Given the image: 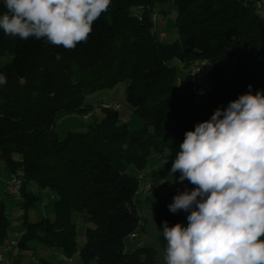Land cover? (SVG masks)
Masks as SVG:
<instances>
[{"label":"trees","instance_id":"obj_1","mask_svg":"<svg viewBox=\"0 0 264 264\" xmlns=\"http://www.w3.org/2000/svg\"><path fill=\"white\" fill-rule=\"evenodd\" d=\"M167 5L177 9L179 39L173 42L155 31L156 13ZM5 11L0 0V14ZM92 27L75 49L0 29V74L7 79L0 84V166L10 175L24 173L22 200L16 202L26 210L44 190L57 195L54 220H24L20 248L38 240L68 257L78 255L80 264H157L152 248L126 250L141 222L140 181L128 169L145 170L154 154L171 170L186 132L226 109L249 85L252 94L264 90V19L257 0H112ZM201 60L211 68L213 85L196 90L177 85L180 66ZM124 82L126 102L144 121L141 130L129 129L118 111L100 105L101 119L59 139L60 114H94L87 97ZM151 176L164 178L160 171ZM179 176L175 173L176 185L166 196L147 198L164 251L163 222L187 227L190 214L172 213L168 206L174 196L197 187L179 182ZM74 213L92 224L81 249ZM11 225L0 200V248Z\"/></svg>","mask_w":264,"mask_h":264},{"label":"clouds","instance_id":"obj_2","mask_svg":"<svg viewBox=\"0 0 264 264\" xmlns=\"http://www.w3.org/2000/svg\"><path fill=\"white\" fill-rule=\"evenodd\" d=\"M3 2L5 35L75 49L112 0ZM6 83L0 74V84ZM248 89L185 133L169 175L179 172V182L197 187L168 206L190 214L187 227L163 222L165 264H264V90Z\"/></svg>","mask_w":264,"mask_h":264},{"label":"rangeland","instance_id":"obj_3","mask_svg":"<svg viewBox=\"0 0 264 264\" xmlns=\"http://www.w3.org/2000/svg\"><path fill=\"white\" fill-rule=\"evenodd\" d=\"M162 8V7H161ZM158 9L162 11L156 13V23L155 31L156 35L160 38L161 33L165 34V42H173L179 39V33L176 28V18L177 9L171 8L168 5L164 8ZM184 67V66H183ZM210 67H206L202 74L198 76V86L206 83L209 87L213 85V80L210 76ZM179 76L184 77V75L179 73ZM127 82L117 85L113 89H106L102 91L95 92L90 95L86 103L92 105L96 110L100 111L97 107L99 104L104 102L116 101L122 105L119 111V116L122 122L126 123L129 129L133 131H139L144 126L143 119L136 115L132 107L126 102L127 95ZM100 118H102L101 112ZM94 121V116L88 120H84L83 116L75 113H62L58 117L57 123V134L60 140H63L69 131H80L74 128H85L89 123ZM86 130V129H85ZM164 158H160L157 155H151L148 161V165L145 170L138 171L135 166L131 165L128 169V173L131 176H138L140 173H144L147 177H152L151 174L155 172H163L162 180L160 178L152 177L157 183V190L153 192L150 197L154 199H161L171 192L173 187L176 185V178L173 175H169L171 170L169 167V162ZM2 174H7V169L4 164H1ZM161 177V178H162ZM41 198L35 203V205L26 210L23 206L19 205L15 200L5 196L0 188V200H4L6 214L12 223L9 229V238H13L16 233L23 234L24 220L29 222H38L43 219L54 220L56 217V205L57 195L50 191L44 190L40 194ZM148 198V197H147ZM147 198L140 195L138 196V212L141 218L143 227L138 228L136 231L137 238L132 239L129 237L126 240V250L131 252L142 244L143 247L152 248L156 253L157 264H165V251L161 245L159 239V232L157 230V223L154 214L151 210L150 204ZM47 199V204L43 205V201ZM73 221L77 224V244L78 248L81 249L86 242V229L92 226L91 223L85 221L82 215L77 213L73 214ZM62 252L58 248L48 247L38 240L30 241L28 249H21L20 256L18 257V262L20 264H34V259L44 260L52 264L64 263L61 259ZM74 264H80V258L78 255L73 257ZM29 262V263H28Z\"/></svg>","mask_w":264,"mask_h":264},{"label":"built area","instance_id":"obj_4","mask_svg":"<svg viewBox=\"0 0 264 264\" xmlns=\"http://www.w3.org/2000/svg\"><path fill=\"white\" fill-rule=\"evenodd\" d=\"M257 7L261 17L264 19V0H257ZM165 34H162V39L165 38ZM208 66L206 60H201L195 63L192 69L184 77L179 76L177 78V85H188L196 90L198 83V76L202 74L204 69ZM101 107L107 110L120 111L122 105L116 101L104 102L101 104ZM93 117L92 113H88L83 116L84 120H88ZM140 181V187L138 194L141 192H155L157 190V183L147 177L144 173L138 175ZM24 173L21 170H18L16 173H13L9 176L8 179L4 181L2 192L4 195L15 201L22 200V189H23ZM34 192H38L34 190ZM47 204V199L43 201V205ZM143 227L142 222L139 223V228ZM22 234L16 233L13 238H9L7 242L0 248V264H16V261L21 253L20 248V239ZM132 239L137 238L136 232L131 234ZM142 246V244H140ZM63 264H74V259L66 255L61 256ZM35 264H46L37 259H34Z\"/></svg>","mask_w":264,"mask_h":264},{"label":"crops","instance_id":"obj_5","mask_svg":"<svg viewBox=\"0 0 264 264\" xmlns=\"http://www.w3.org/2000/svg\"><path fill=\"white\" fill-rule=\"evenodd\" d=\"M193 65H194V63H187L186 64V66H180V71H181V75L183 74L184 76H186L187 74H188V72L192 69V67H193ZM182 77V76H181ZM201 86H203V87H209L208 85H206V83L205 84H203V85H201ZM89 97V96H88ZM87 97V98H88ZM101 105V103L99 104V106ZM100 111H98V110H95L93 113V115H94V119H99L100 118V113H99ZM74 129H78V130H80V131H84L85 129H86V126H85V128H74ZM9 176H10V174H5V175H2V177L0 178V188H1V191H2V189H3V185H4V181L6 180V179H8L9 178ZM153 192H141L140 194H138L137 195V200H138V196H140V195H142V196H144V197H150V195L152 194ZM29 263V262H28ZM16 264H20L19 262H18V260L16 261ZM24 264H26V262H24ZM30 264V263H29Z\"/></svg>","mask_w":264,"mask_h":264}]
</instances>
